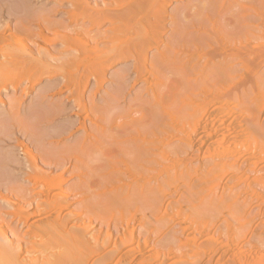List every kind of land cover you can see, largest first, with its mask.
Here are the masks:
<instances>
[{
  "label": "rangeland",
  "instance_id": "374dc122",
  "mask_svg": "<svg viewBox=\"0 0 264 264\" xmlns=\"http://www.w3.org/2000/svg\"><path fill=\"white\" fill-rule=\"evenodd\" d=\"M74 1L0 0L1 46L18 48L0 73V226L16 231L6 213L45 190L31 179L53 158L64 166L50 174L52 193L69 204L56 216L85 224L90 244L108 250L135 231L122 264H264V57L246 55L254 72L244 89L238 60L223 59L242 42L264 47V0ZM228 64L232 97L213 109L232 129L217 150V137L194 128L220 87L204 80L226 81L212 73ZM144 138L152 143L136 156Z\"/></svg>",
  "mask_w": 264,
  "mask_h": 264
},
{
  "label": "bare ground",
  "instance_id": "6f19581e",
  "mask_svg": "<svg viewBox=\"0 0 264 264\" xmlns=\"http://www.w3.org/2000/svg\"><path fill=\"white\" fill-rule=\"evenodd\" d=\"M71 4L74 8L78 9L84 6L88 7L92 4V2L89 0H75ZM107 5L108 3L106 0H94V6L91 8L107 9ZM17 6L18 5L14 3L12 5V9L16 8ZM102 6H104V8ZM101 35H104V33ZM1 42L2 40L0 36V73L12 69L13 66H16L15 63L10 59L16 55L18 51V48L15 45L11 44L1 46ZM167 49H170L169 45H166V50L164 52L162 51L159 53V58L163 59L166 57V53L168 51ZM158 50L160 51V49ZM246 55L252 56L256 61L262 60L264 57V47L259 44L250 49L248 45L242 42L238 45V47L234 48L231 53H227L223 56V59L231 57L235 60H238L240 63L241 67L238 70L239 74L237 75L239 81L235 86H239V88L242 89L246 87L245 81L247 80L248 76L254 72V68L250 65L248 59H246ZM2 58H5V60L2 61ZM140 58L146 66L149 65V58L146 56V54L141 55ZM47 59L50 61H56L52 55L47 57ZM219 72H213V77L217 74L220 78L227 80H204L205 83L212 87L215 86L216 83L219 84L220 87H217L215 90H211L209 95L204 98L202 104L200 105V119L196 122L194 128V131L199 134L210 133L211 135H214V139L215 137L218 138L219 135H221V138H216V143H213L214 147L210 146L217 150L225 148L229 144L230 140L228 141L226 137L223 138V136L225 133H229L232 128L230 129L231 123L228 115L217 114L213 107L217 102H229V99L232 97L233 89L230 85L231 83L229 81V77L234 79L232 73L235 71L233 70V65L228 64ZM115 129L119 128L116 127ZM214 139H212V141H214ZM143 140L144 143L142 146H136L132 149V153H135L136 156L144 157L145 149H147L144 147V144L152 143V140H149L148 138H144ZM189 143L190 142H188V144ZM166 157L167 152L162 148V162L156 160V165L162 166V175L163 173H166V166L164 164V159H166ZM52 160L53 158L46 159L43 161V164L40 167L42 170H44V172H48L47 176L43 175L40 177V179H31L32 181H35V184L41 183L45 190L34 193L29 199L26 200V202H24V206H12V211L6 213V215L10 216L13 222H16L18 226L12 235L9 234L5 226H0V264H66L72 260L76 261V256H79L81 259V261L76 264H122L119 257L120 254L124 252V250H122L121 253V248L129 241L135 243L137 238L135 231L128 232L126 230L123 233V237L115 241L116 243L112 244L113 247L111 246L112 249L108 250L109 248L105 246L106 242L104 241L102 243L100 238H96L97 242L94 245L90 244V242L86 239L87 226L85 224L77 226V224H72L71 218L69 217H62V214L60 217L56 216V214L61 213L64 207L66 208V204L68 203L66 201L67 195H60L63 197V200L61 203H58L54 198L55 195L52 193L54 189V181L50 179V174L53 172V170L60 169L62 166H64L63 163H53ZM252 161L253 160L250 158L244 159V162ZM145 162L146 164L142 165L143 168L147 171H150L152 169V166H150V164L153 163L152 160L145 158ZM252 163L255 165L257 164L256 162ZM260 179L261 178L256 177L252 179V181ZM246 180L247 182H250L249 178H246ZM147 182L148 179L145 180V183L143 184L145 189ZM165 183L166 180L164 183L162 182V184H160V189L162 192L161 197H166V187H164ZM145 206H151L149 189H147L145 193ZM44 214H47V217L44 219L36 217ZM148 227L149 226L145 227L146 230L149 229ZM19 228H22V231L19 230ZM72 230H74V233ZM130 253L132 254L133 252ZM141 255H139V257ZM126 259L128 258H124L125 261H128ZM138 260H140V258ZM125 261L124 263H126ZM127 264H135V262H127Z\"/></svg>",
  "mask_w": 264,
  "mask_h": 264
}]
</instances>
